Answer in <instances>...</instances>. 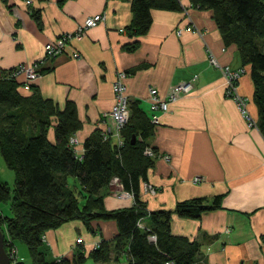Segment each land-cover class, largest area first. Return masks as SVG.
<instances>
[{"label": "crops", "instance_id": "1", "mask_svg": "<svg viewBox=\"0 0 264 264\" xmlns=\"http://www.w3.org/2000/svg\"><path fill=\"white\" fill-rule=\"evenodd\" d=\"M27 1L0 0V71L38 61L46 44L75 32L88 18L105 14L104 23L89 29L82 40H72L64 53L39 70L33 89L20 87V93L30 96L36 88L61 110L67 101L76 104L83 127L74 136V148L81 158L86 140L96 131L108 132L117 141L112 135L115 125L105 115L115 104L113 84L118 73L128 72L125 84L130 100L139 101L151 119L157 115L160 121L148 139L156 151L155 165L148 183L141 187V199L149 211H175L179 203L193 199L212 205L221 197L220 207L200 219L174 214L173 235L200 244L198 264H264V131L257 125L251 69L243 67L236 46H226L213 12L180 0L183 11L153 10L149 32L136 36L129 30L134 18L132 0ZM31 9L38 12L42 24ZM190 26L198 32L188 31ZM212 58L223 67L244 70L238 91L247 99L254 126L237 102L227 97L226 77L212 65ZM195 77L192 91L172 103L168 112L153 110L151 89L166 98L176 86ZM48 136L55 141L54 128ZM147 184L157 192L149 193ZM74 185L78 191L76 179L71 188ZM115 189L123 188L113 181L105 198L108 210L134 205L133 197H117ZM149 223L150 218L141 222ZM91 225L96 234L82 221L49 231L47 260L73 259L79 248L91 251L119 232L113 220H95ZM80 238L84 245L77 244ZM123 258L128 264L127 255Z\"/></svg>", "mask_w": 264, "mask_h": 264}, {"label": "trees", "instance_id": "2", "mask_svg": "<svg viewBox=\"0 0 264 264\" xmlns=\"http://www.w3.org/2000/svg\"><path fill=\"white\" fill-rule=\"evenodd\" d=\"M190 1L192 7L213 12L226 46H236L243 67H250L259 114L257 125L264 131V0ZM131 4L134 18L129 30L136 36L149 32L153 10L184 9L180 0H132ZM30 12L42 24L38 12ZM138 44L135 42L132 49ZM12 72L0 71V156L16 174L13 190L0 176V206L10 208L9 216L0 214L5 240L27 244L34 264H86L88 259L110 264L119 263L124 255L128 264H198L200 244L173 235V215L200 219L220 207L221 197L212 205L204 199H193L179 203L175 211H149L141 199V187L148 183L157 158L146 154L147 148L156 154L148 144L156 125L141 103L130 100V120L122 131L123 146L111 135L105 140L104 132L96 131L86 140L80 158L71 144V138L83 127L76 104L67 101L61 110L36 88L30 96H24L19 91L23 85L11 77ZM50 128L55 130L54 142L48 136ZM69 178L79 183L78 191L76 186L71 188ZM115 178L124 191L133 194L132 207L106 208L105 198ZM145 218H150L149 226L141 227ZM95 220L116 221L117 236L112 241L102 240L100 247L91 251L82 247L73 259L47 260L44 238L49 231L82 221L96 234L91 225ZM152 235L156 241L151 240ZM14 264L24 262L18 259Z\"/></svg>", "mask_w": 264, "mask_h": 264}, {"label": "built area", "instance_id": "3", "mask_svg": "<svg viewBox=\"0 0 264 264\" xmlns=\"http://www.w3.org/2000/svg\"><path fill=\"white\" fill-rule=\"evenodd\" d=\"M29 4H31V1H27ZM106 15L105 14H97L87 19V21L78 27V29L73 33H66L58 37L55 41L49 42L45 45V53L44 56L39 59L38 61L34 62L31 65H20L13 69V72L11 74L12 78H15L19 80L22 83V87L25 90H31L32 86L34 85L35 81L40 76L39 70L43 67L44 64H46L48 61H51L53 58L57 57L58 55L64 53L66 50L67 45L72 40H82L87 31L101 23H104L106 21ZM188 31L198 32V30L192 26L187 27ZM182 31L179 33L181 34ZM76 57L79 55L76 54ZM212 65H214L217 68H220L222 72L224 73L226 80H227V88H226V95L227 97H230L234 99L240 110L243 112L247 120L249 121V124L251 126H254L256 124L255 120L251 117L248 107H247V99L239 94L238 91V83L241 79V77L244 74V70H232L228 66H221L219 62L215 59H211ZM127 77L126 72H120L118 73L117 80L113 84V92L115 96V104L112 108V110L105 115V117L110 118L114 125H115V132L112 133L113 137L116 138L117 144L119 146H123V139H122V131L128 124L130 120V98L127 95V87L125 84V79ZM197 81V77L193 78L190 82L182 83L178 86H176L168 95V97L163 98L159 95V92L157 89H151V103L152 108L154 111H161V112H168L170 110L171 104L176 102L182 95L188 94L192 91L194 88V84ZM152 122L157 125L159 124V117L155 115L152 119ZM111 135L108 132H104L103 136L105 140H108ZM77 143V139L74 137L71 138V144L75 146ZM146 154L155 157L156 154L151 148H147ZM201 179H197L196 182H200ZM114 182L118 185H121L118 178L114 179ZM122 188V186H121ZM146 190L149 193L155 194L157 192V189L152 186L151 184L146 185ZM114 194L117 197L120 198H128L133 197L132 193L126 192L123 189L117 190L115 189ZM142 227L143 225L140 224ZM46 241V237L44 238ZM151 240L156 241V236L152 235ZM78 245H84L85 242L82 238L77 240ZM101 244V243H100ZM100 244L96 245L94 249H97L100 247ZM5 246L8 248V255L11 259V264L16 263L18 259V252L15 244L12 242L11 239L5 240Z\"/></svg>", "mask_w": 264, "mask_h": 264}, {"label": "rangeland", "instance_id": "4", "mask_svg": "<svg viewBox=\"0 0 264 264\" xmlns=\"http://www.w3.org/2000/svg\"><path fill=\"white\" fill-rule=\"evenodd\" d=\"M45 65L46 64H44L43 66H45ZM0 176H1V179L4 182L8 183L10 188L13 190L14 187H15L16 174H15V172L13 170L8 168L6 162L4 161V159L1 156H0ZM69 184L70 185L74 184V179L73 178H69ZM77 184H78V182H77ZM114 192H115V190H114ZM2 213H5V214H9L10 213L8 205L0 206V214H2ZM15 246L17 248L18 259L19 260L24 262V264H34L33 263V259H32L31 254H30L29 247L27 246V244H25L24 242H21V241H15ZM46 249H47V246H46ZM79 250H81V248H79L78 251ZM126 261H127V259L123 258V259L120 260V264L121 263H125L126 264ZM86 264H96V263L94 262L93 259H89L86 262ZM110 264H117V263L113 262V263H110Z\"/></svg>", "mask_w": 264, "mask_h": 264}, {"label": "water", "instance_id": "5", "mask_svg": "<svg viewBox=\"0 0 264 264\" xmlns=\"http://www.w3.org/2000/svg\"><path fill=\"white\" fill-rule=\"evenodd\" d=\"M136 136H133L132 144H135ZM0 264H11V259L6 251L5 234L0 229Z\"/></svg>", "mask_w": 264, "mask_h": 264}]
</instances>
